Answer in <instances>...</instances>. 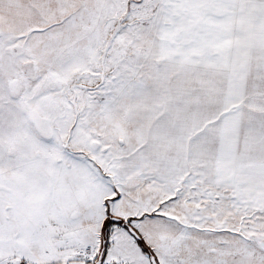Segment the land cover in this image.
<instances>
[{
  "label": "snow or ice",
  "instance_id": "1",
  "mask_svg": "<svg viewBox=\"0 0 264 264\" xmlns=\"http://www.w3.org/2000/svg\"><path fill=\"white\" fill-rule=\"evenodd\" d=\"M0 264H264V0H0Z\"/></svg>",
  "mask_w": 264,
  "mask_h": 264
}]
</instances>
